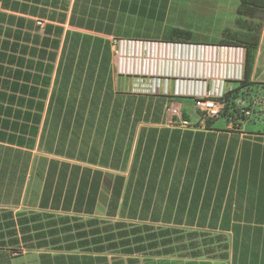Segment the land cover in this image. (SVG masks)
<instances>
[{"label":"crops","instance_id":"0c3cea01","mask_svg":"<svg viewBox=\"0 0 264 264\" xmlns=\"http://www.w3.org/2000/svg\"><path fill=\"white\" fill-rule=\"evenodd\" d=\"M173 1L0 0V264H264V26L251 117L201 121L115 72L113 37L174 38ZM207 1L238 16L241 0ZM105 223L177 229L192 248H68L65 227Z\"/></svg>","mask_w":264,"mask_h":264},{"label":"rangeland","instance_id":"374dc122","mask_svg":"<svg viewBox=\"0 0 264 264\" xmlns=\"http://www.w3.org/2000/svg\"><path fill=\"white\" fill-rule=\"evenodd\" d=\"M217 1H205V0H191V1H184V0H175L173 2H170L169 5V12L168 17L165 22V27L163 26L161 29H168L167 32H170L171 29H180L185 31H191L193 33L190 43H210L214 44L217 43L222 33L229 32L231 34H234L236 32L240 33L243 31V29H237V20L238 16H235L233 14L230 15L229 11H225L224 15H218L216 12V9L219 7L218 4H216ZM241 4V3H240ZM240 7V5H239ZM239 7L237 9V12L239 10ZM226 14V15H225ZM153 27V26H152ZM152 29H160L158 26H154ZM227 34V33H225ZM229 36V34L227 35ZM226 38V37H225ZM133 40V41H148V40H140L136 38H127V37H113L112 40ZM164 40H159L157 42H168ZM172 42H186V41H178V40H169ZM139 47V46H138ZM135 46H129V45H122L119 43L114 49H113V55H114V67L116 74L119 73L120 68V58L121 59H132L136 58L137 55H139L138 58L141 59V62L135 67L136 70L133 71L134 74L138 73V76L141 78L142 81H144V85L138 89L140 93H144L146 95H150V93H153V91H163L162 87H156L153 88L151 77L156 76H170V77H177L178 75H182L184 72L188 70L189 62L192 58L189 55L187 58H183L182 52H180L181 56L178 57V52L180 50L173 48L168 49L167 47H156V48H146L144 45L140 46L139 48ZM123 52V53H121ZM142 60H145L143 62ZM128 66H124V69H127ZM134 68V66H132ZM123 76V75H120ZM137 76V75H134ZM123 77H133L125 75ZM235 86V85H234ZM171 93H175V90H171ZM245 93V92H244ZM249 93V92H248ZM247 93V95H248ZM244 94L241 95V97ZM246 96V95H245ZM244 96V97H245ZM183 100H189V99H183ZM239 100L242 101V98H239ZM194 103L193 100H190ZM172 108V107H171ZM168 114H170L167 111ZM172 115V114H171ZM225 114L222 115V117L218 118V122L221 124L227 123V119L223 117ZM226 116V115H225ZM241 116V115H240ZM252 116V115H251ZM250 116V117H251ZM243 117V116H241ZM151 228L144 229L142 232L144 235H150V234H156L159 238V241L162 243L163 236L161 235V230L165 227H155L150 226ZM128 229V227H125ZM126 229V230H127ZM177 230V229H174ZM117 231V230H115ZM189 233L185 234V232L181 231V234L176 236L175 232H171V240L174 243L173 246H170L171 248H178L180 250L183 249H191L192 246L189 244L190 237L188 236ZM125 235L123 234L121 238H123ZM178 237V238H177ZM133 238V235H130V239ZM118 239V238H117ZM147 247V251H153L152 247H150L149 240L145 241ZM131 246H125L126 248H134L135 243L131 242ZM201 247L202 248H209L206 247V243L201 240ZM163 247V248H162ZM52 248V247H51ZM89 248H93V246H89ZM120 249H123L124 246L120 245ZM212 248V247H211ZM158 250L164 249V244H160V246L157 248ZM140 264H164L167 259L161 258L159 256L154 255L153 253H147L143 255L137 256ZM165 261V262H162ZM170 262L175 261L173 257H169Z\"/></svg>","mask_w":264,"mask_h":264},{"label":"built area","instance_id":"2783aa9c","mask_svg":"<svg viewBox=\"0 0 264 264\" xmlns=\"http://www.w3.org/2000/svg\"><path fill=\"white\" fill-rule=\"evenodd\" d=\"M42 25V22H39ZM113 49L121 43L146 48L167 47L169 50L176 48L180 50L178 57L187 58L189 55L192 60L188 61V70L177 77L170 76H152L151 82L153 88L163 86V91H153L150 95L165 96L169 99H189L193 100L196 109L201 114V121L208 119H218L222 117L226 109L225 98L230 95L234 88L231 83H241L244 80L246 68V50L243 46L237 45H215L201 44L193 42H157V41H133L111 39ZM138 47V48H139ZM183 52L180 54V52ZM123 53V52H121ZM121 59L120 58V75H128L141 79L138 73L134 74L136 66L141 62L138 58ZM145 62V60H142ZM124 66H128L124 69ZM134 66V68H132ZM137 75V76H134ZM175 90V93H171ZM231 99V97H230ZM230 101V100H229ZM167 111L172 116L184 124H188L182 117L179 109L168 108ZM236 115L250 117V111L242 107L241 100H235V106L228 114V120L233 121Z\"/></svg>","mask_w":264,"mask_h":264},{"label":"trees","instance_id":"16d2710c","mask_svg":"<svg viewBox=\"0 0 264 264\" xmlns=\"http://www.w3.org/2000/svg\"><path fill=\"white\" fill-rule=\"evenodd\" d=\"M237 29H243L242 32L231 34L225 32L223 43L231 44L237 46H244L246 48V69H245V79L240 85L230 94V101L226 104V109L224 114L228 116L231 109L235 106V100H238L242 94H246L251 86V72L256 59L257 48L260 40V34L264 26V0H241V4L238 10V20H237ZM229 34V36H227ZM191 32L176 29L174 30V38L172 40L178 41H191ZM224 115V116H225ZM215 119H208V122H211ZM125 227H128L125 228ZM80 225H74L64 228V233L67 232V239L72 242L68 245V248L78 249V248H89V246H96L95 248L104 249V250H116L120 249V245L124 246L121 250H146V240L150 241V247L154 250L160 244H164L166 248L168 245L172 246L173 241L167 239L170 236L171 232L178 233L177 230H161V235L163 236L162 243L159 241V238L156 234L144 235L142 232L144 229H150V226H132L127 223H105L102 227L98 229H84ZM127 229V230H126ZM82 230V231H81ZM117 230V231H115ZM98 234L96 240L83 242L80 239H85L87 234ZM125 235L123 238L122 235ZM133 235V238L130 239V235ZM118 238V239H117ZM134 242V248H126L125 246H131L130 243ZM98 245V247H97ZM170 249H173L170 247ZM167 250V248H166Z\"/></svg>","mask_w":264,"mask_h":264},{"label":"water","instance_id":"95a60500","mask_svg":"<svg viewBox=\"0 0 264 264\" xmlns=\"http://www.w3.org/2000/svg\"><path fill=\"white\" fill-rule=\"evenodd\" d=\"M229 100H230V95H227L226 98H225L226 103H228Z\"/></svg>","mask_w":264,"mask_h":264}]
</instances>
